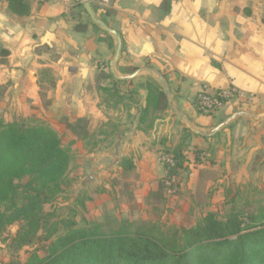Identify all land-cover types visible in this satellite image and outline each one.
Segmentation results:
<instances>
[{
	"label": "crops",
	"instance_id": "crops-1",
	"mask_svg": "<svg viewBox=\"0 0 264 264\" xmlns=\"http://www.w3.org/2000/svg\"><path fill=\"white\" fill-rule=\"evenodd\" d=\"M89 1L97 17L121 35L117 73L130 75L134 73L130 67L139 68L132 79L114 77L118 83L132 86L144 75H162L173 103L187 119L168 108L161 116L151 107L152 116L144 121L151 124L143 123L127 134L123 147L126 155L135 152L139 186L160 188L165 167L162 161L155 164L149 159L165 150L191 154L189 150L199 149L215 158L216 163L207 166L197 162L199 168L193 169L189 183L211 180L201 174L208 169L227 174L245 169L237 166L245 157L264 153V0H110L108 5ZM26 3L29 12L22 15L12 10L9 0H0V106L6 120L38 114L53 125L79 118L106 121L99 107L100 92L113 86V80L99 73L111 72L115 37L96 28L83 0ZM81 23L87 25L83 31L77 29ZM148 82L140 88L136 127L147 106ZM204 86L210 91L237 87L248 99L217 112H201L194 98ZM227 174L219 180L229 181Z\"/></svg>",
	"mask_w": 264,
	"mask_h": 264
},
{
	"label": "trees",
	"instance_id": "trees-1",
	"mask_svg": "<svg viewBox=\"0 0 264 264\" xmlns=\"http://www.w3.org/2000/svg\"><path fill=\"white\" fill-rule=\"evenodd\" d=\"M9 3L18 14L29 12L26 0H9ZM86 27L81 23L77 29L83 31ZM138 69L129 68L130 72ZM99 77L112 78L113 86L103 89L114 91L118 80L111 72L107 75L102 71ZM155 85L148 82L147 106L139 126L149 116L151 107L154 111H164L169 106L165 90ZM65 121L74 128L72 123L84 120ZM172 156L176 166L168 168L160 186L166 195L165 182L175 176L178 181L175 193H178L187 167L182 152ZM201 156L202 152H196V159ZM70 163V150L63 145L60 133L49 124L0 120V237L18 223L12 247L19 250L32 244L43 228L46 231L47 255L30 251L23 264H264V214L244 217L231 211L220 217L216 212H208L194 225L175 228L169 236L162 237L124 229L105 232L98 223L78 227L75 208L70 211L72 217L57 219L45 205L62 191ZM125 166L131 170L135 165L126 158ZM23 179H28L23 189L27 202L19 204L17 181ZM76 199L86 208L82 197ZM60 226L63 232L57 235Z\"/></svg>",
	"mask_w": 264,
	"mask_h": 264
},
{
	"label": "rangeland",
	"instance_id": "rangeland-1",
	"mask_svg": "<svg viewBox=\"0 0 264 264\" xmlns=\"http://www.w3.org/2000/svg\"><path fill=\"white\" fill-rule=\"evenodd\" d=\"M142 78L132 86L128 82L118 83L114 91L101 90L99 107L107 116L106 121L91 122L83 118L84 121L72 123L75 127L71 128L67 126V121L53 125L38 114L16 115L7 121L3 109L0 110V120L6 122L16 120L31 125L42 121L49 124L60 133L63 145L70 150L71 163L62 183V191L53 202L45 205V209L54 212L57 219H62L72 217L70 211L75 208L78 212V227L98 223L105 232L124 229L129 232H150L157 237L169 236L175 228L194 225L208 212H216L220 217L231 211L244 217L264 214V153H259L262 150L250 160L248 156L245 157L237 165L238 168L245 166V169L228 174L226 170L208 169L201 174L211 177V180L200 179L193 183H189L191 173H195L193 169H198L201 163H206V166L209 162L216 163V160L203 153L200 159H196L194 152L202 150H189L191 154L183 153L187 167L183 171L184 183L178 193L166 195L160 188L144 190L139 186L141 174L137 166L131 170L125 166L126 158L132 160L136 157L135 152L132 155L125 154V138L140 128L139 125L136 127L134 117L139 109L137 104L143 97L140 88L145 87L148 80H153L156 88L164 89V82L157 74L144 75ZM168 110L176 115L170 106ZM160 114L163 116L166 113L161 111ZM149 124L151 120L144 122L143 127ZM191 133L186 132L185 139ZM177 151L165 150L163 154ZM162 155L149 159V162H161ZM190 164H194L192 169ZM154 174L159 175L157 167ZM226 174L229 181L219 180ZM27 181H17L16 199L19 204L27 202L23 194ZM78 197L85 200L86 208L76 199ZM18 228L19 224L15 223L0 237V264H14L16 261L23 264L33 250H37L41 256L47 255L45 228L32 244L14 250L12 240ZM62 232L63 226H60L57 235Z\"/></svg>",
	"mask_w": 264,
	"mask_h": 264
},
{
	"label": "built area",
	"instance_id": "built-area-1",
	"mask_svg": "<svg viewBox=\"0 0 264 264\" xmlns=\"http://www.w3.org/2000/svg\"><path fill=\"white\" fill-rule=\"evenodd\" d=\"M103 4L108 5L110 0H101ZM248 99L246 92L237 87H228L223 89H215L209 91L207 87H203L194 98V106L197 110L206 113H213L223 109L227 104L236 101H245ZM161 161L165 167L166 173L168 168L176 166V160L171 153L162 155ZM167 186V195H175L178 190V181L173 176L165 182Z\"/></svg>",
	"mask_w": 264,
	"mask_h": 264
},
{
	"label": "water",
	"instance_id": "water-1",
	"mask_svg": "<svg viewBox=\"0 0 264 264\" xmlns=\"http://www.w3.org/2000/svg\"><path fill=\"white\" fill-rule=\"evenodd\" d=\"M83 6L86 10V12L88 13V15L90 16L91 20L96 23L97 25H99L103 30H105L106 32H108L109 34L113 35L117 41V46L115 49V54L113 59L110 61V69L112 74L114 75L115 78H117L118 80H125V79H132L135 75L138 74V71L130 74V75H125V76H121L117 73L116 71V62L118 61L120 54H121V49H122V38L121 35L119 34V32L113 28H111L104 20L100 19L97 17L94 9L91 6V3L89 0H83ZM159 78L162 82H164V78L162 75H159ZM164 87H165V92L169 101L170 106L174 109V111L185 121H187L186 117L184 114H182L179 109L175 106V104L173 103L172 100V96H171V91L168 87V85L166 83H164ZM239 114H247L246 112H239ZM231 119L226 120L225 122L221 123L220 125H218L213 131H217L218 129H220L222 126L226 125ZM196 133L202 134V135H208L209 133H204V132H200L198 130L195 131Z\"/></svg>",
	"mask_w": 264,
	"mask_h": 264
}]
</instances>
